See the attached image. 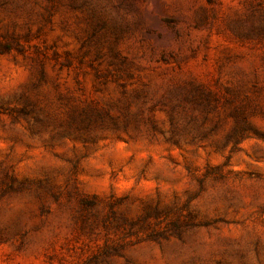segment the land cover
I'll return each instance as SVG.
<instances>
[{"label":"rangeland","instance_id":"rangeland-1","mask_svg":"<svg viewBox=\"0 0 264 264\" xmlns=\"http://www.w3.org/2000/svg\"><path fill=\"white\" fill-rule=\"evenodd\" d=\"M0 264H264V0H0Z\"/></svg>","mask_w":264,"mask_h":264}]
</instances>
